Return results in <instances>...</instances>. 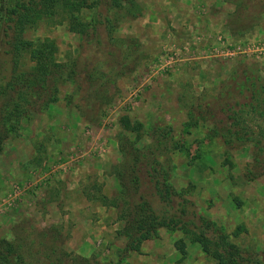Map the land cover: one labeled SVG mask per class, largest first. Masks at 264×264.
Here are the masks:
<instances>
[{
    "label": "rangeland",
    "instance_id": "rangeland-1",
    "mask_svg": "<svg viewBox=\"0 0 264 264\" xmlns=\"http://www.w3.org/2000/svg\"><path fill=\"white\" fill-rule=\"evenodd\" d=\"M133 1L137 10L110 13L108 25L90 38L70 32L67 20L40 22L25 32V39L33 42L53 41L59 62H76L91 71L94 87L81 72L74 83L59 85L56 103L20 121L18 136L0 154V238L19 230L32 239L56 228L67 252L101 264H218L191 235L167 228H159L139 251L126 249L119 234L124 223L101 198L110 201L119 190L113 169L121 162V119L128 117L142 126L137 147L159 144L156 153L163 155L159 161L173 190L221 227L244 256L264 264V176L253 165V145L227 149L221 140L207 137L209 124L199 120L209 104H216L222 84L235 69L246 68L264 80V62L208 54L224 39L234 44L258 41L255 31L264 24V0L246 3L244 10L243 0ZM88 16L89 11L81 12L83 22ZM163 60L171 68L145 83L150 68ZM22 63L25 70L31 65ZM94 88L104 93L102 100L91 97ZM133 91L139 93L138 104L113 115L109 154L85 160L68 173L57 171L74 147L86 145L85 127L99 126ZM193 121L196 128L190 126ZM113 153L102 174L85 169ZM61 185L67 192L57 190ZM65 194L70 201L60 198ZM72 202L80 212L87 208L92 214L98 207L102 221L96 212L94 218L85 212L78 223L51 218L61 207L71 210ZM158 211L163 214L159 205Z\"/></svg>",
    "mask_w": 264,
    "mask_h": 264
},
{
    "label": "trees",
    "instance_id": "trees-1",
    "mask_svg": "<svg viewBox=\"0 0 264 264\" xmlns=\"http://www.w3.org/2000/svg\"><path fill=\"white\" fill-rule=\"evenodd\" d=\"M252 1L243 0L242 10ZM134 9L133 0L0 1V154L7 142L18 136L22 119L32 118L57 102L61 83H74L82 72L94 87L91 71L80 69L76 62H59L53 41L33 42L25 39V32L40 22L67 20L70 32L90 38L98 27L108 25L110 13ZM83 10L89 11L87 22L81 20ZM24 60L31 64L27 70L22 67ZM247 71L237 68L232 72L229 81L222 84L216 104H209L199 120L209 124L207 137L221 140L227 149L253 145V165L264 176V80ZM94 90L91 97L102 100L104 93ZM258 118L260 123H256ZM121 125L125 132L118 143L121 162L113 169L119 190L110 201L106 197L101 201L116 209L124 223L119 234L126 239V249L139 251L159 228H167L191 235V240L218 264H255L228 242L221 227L205 218L184 194L173 190L168 171L159 161L163 155L156 153L158 143L136 146L141 124L123 117ZM190 126L196 128L198 122ZM33 236L30 239L18 230L9 238H0V264H101L67 252L56 228Z\"/></svg>",
    "mask_w": 264,
    "mask_h": 264
},
{
    "label": "built area",
    "instance_id": "built-area-1",
    "mask_svg": "<svg viewBox=\"0 0 264 264\" xmlns=\"http://www.w3.org/2000/svg\"><path fill=\"white\" fill-rule=\"evenodd\" d=\"M220 47H213L208 51L211 57H223L227 59H233L240 57L242 59H253L258 62H264V42L259 41H246L238 42L236 44L231 43L228 39H224ZM171 68L168 61L154 65L147 73L148 77H145V83L150 82L153 77L162 74L166 70ZM139 93L133 91L125 98L119 101L118 109L114 112H109L101 121L99 126L94 127L87 125L84 129V140L86 145L82 147H74L72 152L62 159L56 166V170L61 174L71 172L76 166L81 165L85 160L101 158L109 154L110 151V130L115 123L114 114L119 109L125 107L130 108L138 104Z\"/></svg>",
    "mask_w": 264,
    "mask_h": 264
},
{
    "label": "crops",
    "instance_id": "crops-1",
    "mask_svg": "<svg viewBox=\"0 0 264 264\" xmlns=\"http://www.w3.org/2000/svg\"><path fill=\"white\" fill-rule=\"evenodd\" d=\"M255 32H258V37H257V40L259 41V42H263L264 40H263V38H264V24L260 27V28H258ZM113 141V140H112ZM19 147H20V149H17V151L16 152H20L19 150H21V148H22V146H20L19 145ZM111 147H112V150H114L115 149V144H113V142L111 143ZM111 156H114V153L113 154H110L106 159H104V160H98V161H95V162H93V163H91V165H89V166H87L85 169L87 170V171H89V169L91 170V171H93V172H97L98 174H102V172H103V168H102V165H104L105 164V161L106 160H108ZM57 190L58 191H62V192H67V191H65L64 190V186L63 185H61V186H59V188H57ZM63 194V193H62ZM61 193H59V195H62ZM67 194V193H66ZM66 194L64 195V197L63 196H61L60 198L61 199H67L68 201H70L69 199H68V197L69 196H66ZM78 199V198H77ZM78 201H80V200H78ZM84 200H83V198H81V202H83ZM60 202V201H59ZM74 205L72 206V209L71 210H69V211H67V207H65V208H62L61 207V211L60 212H56V213H54L53 214V217H51V218H53L54 220H59V221H63V220H71V221H75V223H78L79 222V220H77L82 214H85V212L86 213H88V214H90L91 216V218H94V217H96L97 216V218H100L101 220H99V222H101L102 221V219H103V216H102V214L100 213V209L98 208V207H95V209H94V213L96 212V216L94 215V213H90V211H89V209H85V210H83L84 212H80L79 211V207H78V205L76 206V203H74V202H72ZM78 208V209H77ZM47 219H50L49 217L47 218ZM69 220V221H70Z\"/></svg>",
    "mask_w": 264,
    "mask_h": 264
}]
</instances>
